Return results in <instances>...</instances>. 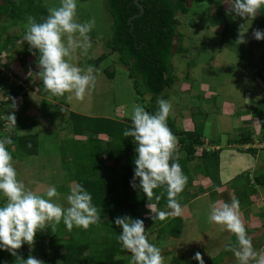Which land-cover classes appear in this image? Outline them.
<instances>
[{
	"label": "rangeland",
	"instance_id": "obj_1",
	"mask_svg": "<svg viewBox=\"0 0 264 264\" xmlns=\"http://www.w3.org/2000/svg\"><path fill=\"white\" fill-rule=\"evenodd\" d=\"M37 1H43L47 16L52 19L47 25H43L46 22L44 18L39 21L37 16L33 20L34 15L25 17L24 22L15 28L6 27L5 19H0V46L4 48L0 55V76L5 74L11 79L10 83L16 85L24 84L25 79L31 80V85L26 87V95L6 94L4 88L0 93L6 132L3 133L7 136L9 153L0 161V173L14 182L9 191L0 195V222L11 223L35 216L46 226H51L58 221L61 212L68 211V216L80 221V225L87 224L83 217L74 214L81 204L76 182H71L70 176L75 166L71 146L76 140L70 133V116L75 113L123 121L131 119L142 124L144 107L137 98L127 68L117 62L118 54L102 59L108 53L106 42L112 35L113 25L106 8L107 0ZM255 14L253 11L246 16L247 27L252 26ZM179 19V30L186 35L184 45L190 51L187 57L174 55L173 64L179 81L169 90L170 98L163 102L164 108L185 130L193 131L196 124H203L204 136L209 140L205 148H222L223 161L226 164L234 161V164L230 163L232 168H226L223 163V169H229L230 173L226 174L224 170L221 176L220 171L221 181L225 182L214 189L197 176L195 170L203 162L200 157L204 148L197 149V155L189 166L194 179V186L189 191L203 189V192L196 197L188 190L181 193L178 202L184 228L180 238H172L166 233L160 238L155 216L151 224L147 222L154 254L150 264H179L182 257L185 260L181 264L216 258L218 264H234L240 253L242 258L239 261L249 264L261 259L259 251L264 252V188L258 187L257 193L251 196L252 204L242 208L238 200L234 201L237 196L233 185L238 176L241 178L236 180L237 186H242L248 177L253 179L264 169V144L260 140L264 129L261 131L259 120L252 115V104L264 100V86L254 76V65L260 52L245 31L241 42L250 54L241 58V50L221 47L217 42L222 27L208 28L205 15L196 13L193 8L189 14L179 15ZM39 39L46 41L45 47L31 49L22 64L23 50H29ZM56 41V51L46 57L47 50H52ZM9 56L11 69L2 67ZM33 58L37 63L42 64L45 60L47 65H53L43 83L40 79L44 78L45 72L39 70V65L31 64ZM12 70L19 77L13 76ZM106 71L114 73V76ZM188 75L189 81L185 84ZM50 81L54 82L52 91L45 88ZM194 81V87L198 85L197 91H193ZM38 82L44 88H40ZM206 82L209 83L203 86ZM63 91L64 99L59 97ZM247 91L251 102L244 95ZM14 124L20 128L16 134L39 135L38 155L24 156L13 144L10 131H13ZM245 128H251L255 134L256 145L253 147L259 151L257 156L246 152L249 146L229 144L230 140L239 138ZM211 140L220 143L212 146ZM175 148L180 157L186 156L181 146L175 145ZM247 166L246 173L240 172V175L238 171L246 170ZM145 210L146 218L153 216L155 211L152 205ZM243 218L249 219L247 225H250L251 232L242 249L237 234L241 235L242 227L246 225ZM130 249H133V257L140 256L137 243Z\"/></svg>",
	"mask_w": 264,
	"mask_h": 264
},
{
	"label": "trees",
	"instance_id": "obj_2",
	"mask_svg": "<svg viewBox=\"0 0 264 264\" xmlns=\"http://www.w3.org/2000/svg\"><path fill=\"white\" fill-rule=\"evenodd\" d=\"M139 4L143 13L135 0H107L106 8L113 25L112 35L106 42L108 53L102 59L118 54L117 62L128 70L137 98L144 107L145 119L139 124L131 119L123 121L72 113L69 128L76 140L71 146L75 166L70 176L71 182H76L81 204L74 214L83 217L87 224L80 225V221L68 216V211L61 212L58 221L51 226H46L35 216L11 223L0 222V264H150L154 254L147 222L151 224L154 216L157 217L160 238L165 233L176 239L182 236L184 227L178 199L194 184L189 166L197 155V149L204 148L200 157L203 162L195 170L199 179L207 181L214 189L222 186V148H205L209 140L204 136L203 124H196L193 131L185 130L179 127L163 105L170 98L169 90L179 81L173 64L174 55L187 57L190 51L184 45L186 35L179 30V15L189 14L192 8L205 15L208 28L222 27L217 44L241 50V58L250 54L241 42L242 33L250 34L253 46L260 52L256 64H253L254 76L264 86V0H139ZM253 11L256 12L254 22L247 27L246 16ZM46 13L43 1L0 0V19H5L7 24L4 23L9 28L17 27L31 15L35 17L33 20L37 16L39 21L46 19L43 25H47L51 17ZM45 43L44 39H39L29 50H23L22 64L31 49L45 47ZM54 45L52 50H47L46 57L56 51L57 41ZM3 50L0 46V55ZM10 58L2 67L11 69ZM31 64L39 65V70L45 72L44 78L40 79L43 83L53 65H47L45 60L42 64L37 63L36 58ZM11 73L18 76L13 70ZM106 73L114 76L109 71ZM189 77H185V84ZM10 81L5 74L0 76V93L4 88L6 94L26 95V87L31 85L30 79H25V85ZM38 83L40 88H44L42 83ZM194 84L195 81L193 91H197L198 85L194 87ZM53 85L54 82L50 81L45 88L52 91ZM39 93L42 94L41 89ZM244 95L251 102L249 91ZM59 97L64 99L65 91ZM1 106L0 161L9 155ZM252 106V115L259 120L262 131L264 100ZM13 127L10 131L12 141L21 154L38 155L39 135H19L16 134L19 126L14 124ZM260 140L264 142V135ZM210 143L214 146L220 141L211 140ZM229 144L249 146L246 152L254 156L259 153L254 148L255 134L251 128L243 129L240 137L230 140ZM175 145L181 146L185 157L179 156ZM65 149L64 162L67 160ZM237 179L233 185L237 196L234 201L238 200L243 208L252 204L251 196L257 193L258 187L264 188V169L253 179L248 177L242 186H237ZM13 184L9 176L0 173V195L9 191ZM189 192L196 197L203 189ZM149 205L154 206L155 211L153 216L146 218L145 207ZM244 220L246 225L242 227L241 235L237 234L238 244L242 246L250 230V225H247L249 219ZM135 243L139 247V257L132 256L130 247ZM183 260L184 257L180 258L179 264ZM198 262L185 263L216 264L218 259Z\"/></svg>",
	"mask_w": 264,
	"mask_h": 264
},
{
	"label": "crops",
	"instance_id": "obj_3",
	"mask_svg": "<svg viewBox=\"0 0 264 264\" xmlns=\"http://www.w3.org/2000/svg\"><path fill=\"white\" fill-rule=\"evenodd\" d=\"M20 58V57H19ZM20 61H21V59H20ZM15 63V62H14ZM17 64H19V61H17ZM16 71V70H15ZM35 91V90H34ZM223 152L224 151H222L221 152V155H220V171H221V176L223 175V171L225 170V172H226V174L229 172L230 173V171H229V169H226V168H232V166H230V163L233 165L234 163V161H232V162H229V163H227L226 164V162H224L223 160V157H222V155H223ZM223 163H225L226 164V168L224 167V169H223ZM224 164V165H225ZM247 169L246 170H243V169H241V170H239L238 172L240 173V172H243V173H246V171L248 170V166L246 167ZM235 174H238L237 172H235ZM234 174V175H235ZM234 175L232 176V177H234ZM239 175V174H238ZM240 175H241V173H240ZM232 177H229V179L230 178H232ZM229 179L227 180L228 182H229ZM234 179V178H233ZM225 181H223L222 180V184L224 183ZM225 204V203H224ZM226 205V204H225ZM231 217H233V214H231ZM249 232H251V231H249ZM250 237H252V234H251V236ZM244 242H247V241H244ZM243 242V243H244ZM245 248V247H244ZM242 249H243V246H242ZM241 249V250H242ZM241 250H239V253H240V251ZM259 253H261L262 255L259 257V258H261V259H257L256 261H251V262H249V264H264V252L262 251H259ZM242 254L240 253L239 255H238V260L236 261V263H234V264H243V261H239L241 258H242V256H241ZM210 259H212V258H210ZM204 261H206V260H204ZM233 264V263H232Z\"/></svg>",
	"mask_w": 264,
	"mask_h": 264
},
{
	"label": "water",
	"instance_id": "obj_4",
	"mask_svg": "<svg viewBox=\"0 0 264 264\" xmlns=\"http://www.w3.org/2000/svg\"><path fill=\"white\" fill-rule=\"evenodd\" d=\"M135 3L142 9V13L144 12L143 7L139 4V0H135Z\"/></svg>",
	"mask_w": 264,
	"mask_h": 264
},
{
	"label": "built area",
	"instance_id": "obj_5",
	"mask_svg": "<svg viewBox=\"0 0 264 264\" xmlns=\"http://www.w3.org/2000/svg\"><path fill=\"white\" fill-rule=\"evenodd\" d=\"M262 144H264V142H261Z\"/></svg>",
	"mask_w": 264,
	"mask_h": 264
},
{
	"label": "clouds",
	"instance_id": "obj_6",
	"mask_svg": "<svg viewBox=\"0 0 264 264\" xmlns=\"http://www.w3.org/2000/svg\"><path fill=\"white\" fill-rule=\"evenodd\" d=\"M216 148V147H215ZM215 148H213V149H215ZM220 149V148H219Z\"/></svg>",
	"mask_w": 264,
	"mask_h": 264
}]
</instances>
